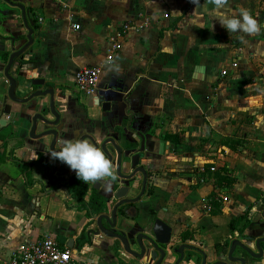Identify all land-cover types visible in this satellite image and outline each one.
I'll return each mask as SVG.
<instances>
[{"label":"crops","instance_id":"0c3cea01","mask_svg":"<svg viewBox=\"0 0 264 264\" xmlns=\"http://www.w3.org/2000/svg\"><path fill=\"white\" fill-rule=\"evenodd\" d=\"M12 1L26 4L35 15L28 19L37 22L32 45L14 61L10 74L19 88L27 80H44L56 99L64 98L68 133L101 137L107 131L124 147L116 130L124 125L127 111L140 116L135 126L146 139L148 157L141 164L149 173L150 192L138 203L135 220L119 217L120 230L143 228L152 220L151 212L156 213L173 228V244L193 248L185 252L192 261L181 264L205 259L212 264L233 241L263 234L264 119L257 116H264V27L253 35L228 33L205 11L212 8L209 0L199 5L192 0ZM242 9L264 25V0H228L227 11L238 15ZM125 22L132 29L120 38L122 49L105 65L100 80L103 103L98 98L83 103L75 96L77 72L106 62ZM27 35L21 10L0 0V134L8 143L0 164V262L23 244L50 236L63 247L73 240L84 264H146L115 239L93 233L95 225L87 226L90 217L71 196L39 198L36 182L44 169L36 149L41 142L29 139L23 107L6 99L9 84L1 74L11 54L27 43ZM258 97L259 106L253 105ZM104 103L110 104L109 111L103 110ZM23 166L31 167L32 187ZM200 167L206 172L200 173ZM212 167L216 171H210ZM222 169L234 179L229 187L220 185L215 175ZM66 172L75 175L74 170ZM86 186V201L93 191L111 195L106 178ZM208 200L220 204L217 213ZM84 230L91 243L81 247L78 239ZM185 232L192 239L183 241ZM217 244L226 246L218 252ZM132 250L138 251L135 246ZM169 258V264H175L178 256Z\"/></svg>","mask_w":264,"mask_h":264},{"label":"water","instance_id":"95a60500","mask_svg":"<svg viewBox=\"0 0 264 264\" xmlns=\"http://www.w3.org/2000/svg\"><path fill=\"white\" fill-rule=\"evenodd\" d=\"M3 1L21 10L24 24L28 30L27 43L11 54L1 74H3L9 84L6 99L23 107L27 127H29V139L41 142L40 144L44 145V147L48 146L51 141L49 151L56 150V146L61 147L66 139H88L104 152L111 163L113 159L115 160L117 178L110 181L111 195L108 197V203L115 201L116 204L110 214H101L98 217L91 215L92 220H96L97 232L95 234H102L109 239H115L122 244L127 254L140 260H146V264L150 262L154 264H169V254L178 256L175 264L191 262L192 257L187 258L185 252L191 251L193 248L188 244H173V228L157 217L156 213L151 212L153 218L143 228L137 225L135 227L124 226V230L119 229V217L124 218V220H135L137 218V205L143 193L138 196L136 194L133 195L134 184H136L139 176L144 178L145 182L148 178V171L141 164L148 157L146 139L141 129L135 126L140 116L127 111L123 118L124 125H121V128L116 130L118 137L125 142L124 147L117 144L115 136L109 137L107 131L101 137L94 135V133L81 135L68 133L63 114L67 108L65 104L64 107L61 105V101H63L61 99L64 98L56 99L54 88L46 87L44 80H27L23 88H19L16 78L10 74L14 61L21 57L25 49L33 43L32 27H34L35 22L32 19H28L31 16L28 14V6L26 4L12 0ZM17 93H20L23 97H17ZM97 98L100 103H103L104 97L99 95V93H97ZM103 105L104 111L110 110V104L104 103ZM60 106L63 108L60 109ZM113 152H115L116 158ZM64 191L68 194L66 187ZM123 206H127V208L119 211ZM135 228L141 230L136 231ZM260 228L263 234L259 232L258 234L247 236L244 241H233L229 250H225L219 256V259L212 264H264V208ZM252 244L256 252L253 251ZM132 246L137 247L138 251L132 250ZM73 247L74 241L71 240L68 248L73 249ZM237 250L240 252L235 256ZM201 264H207L206 259Z\"/></svg>","mask_w":264,"mask_h":264},{"label":"clouds","instance_id":"9594fccd","mask_svg":"<svg viewBox=\"0 0 264 264\" xmlns=\"http://www.w3.org/2000/svg\"><path fill=\"white\" fill-rule=\"evenodd\" d=\"M212 8L205 9L210 17L226 29L228 33H246L253 35L260 31L261 25L247 10H240L238 15L226 10L228 0H209ZM194 5H199L200 0H192ZM258 98L252 100V104L258 105ZM257 119H264V116H257ZM50 157L66 164L70 170H74L79 180L98 181L108 178V181L115 179V168L111 161L105 156L99 147L88 139H66L60 149L49 152Z\"/></svg>","mask_w":264,"mask_h":264},{"label":"built area","instance_id":"2783aa9c","mask_svg":"<svg viewBox=\"0 0 264 264\" xmlns=\"http://www.w3.org/2000/svg\"><path fill=\"white\" fill-rule=\"evenodd\" d=\"M143 26H138L142 29ZM73 29L78 30L79 25L74 24ZM132 25L129 22L123 23L118 35L111 42L109 54L106 57L104 64L84 67L77 72L75 76L76 93L85 98H97L100 80L102 78L104 67L110 64L115 54L122 49L120 38L130 32ZM233 68H237V62L232 64ZM264 73V72H263ZM223 75L227 72L223 71ZM210 171H216L212 167ZM200 173H205L206 169L199 168ZM207 211H210V206H206ZM79 251L68 247H62L55 238L44 236L32 242H27L19 247L8 259L3 260L0 264H84L79 259Z\"/></svg>","mask_w":264,"mask_h":264},{"label":"flooded vegetation","instance_id":"af4514ba","mask_svg":"<svg viewBox=\"0 0 264 264\" xmlns=\"http://www.w3.org/2000/svg\"><path fill=\"white\" fill-rule=\"evenodd\" d=\"M75 96L78 100L79 99L82 101L84 100L83 103H88V102H92L93 100L94 101L96 100V98H85L78 93H76ZM82 111H84V112L86 111L85 107H82ZM50 143H51V141L49 142L48 146L43 147L40 145L39 149H36L38 162L41 165V167L44 169L43 174H42V180H39L36 182V184L38 186L37 194L39 195L40 199L44 198L46 196H52V195H56L59 193H63L65 196H68V194H69V196H71L69 193V189H68L69 188L68 183H69L70 178H72L73 176H69L68 172H66V170L69 169V167L66 164L60 162L59 160H56V159L50 157V154H49ZM55 148H56V150H59L60 146H56ZM113 154L116 158L115 152H113ZM113 163H114L115 168H116V164H115L114 159H113L112 164ZM53 167H58L60 169L59 173H56V174L51 173L50 170H52ZM22 169H23L22 170L23 174L26 178H34L32 176V171H31L30 166H25V167L23 166ZM28 175H29V177H28ZM115 178H117L116 175H115ZM138 179H139V181H137ZM138 179L136 180V182L138 184L136 196L141 195L143 193V196L141 198V200H142L150 192L149 191V188H150V186H149V183H150L149 173H148V178H147L146 182L144 181V178H138ZM106 182L108 184H110V181H108V178H106ZM65 187L68 190V194L64 191ZM104 197L107 198L106 199V206L108 208L107 211H109L108 213L110 214L114 205L116 204V202L113 201L112 203H108V197L107 196H104ZM124 208H127V206L121 207L119 209V211L123 210ZM86 213L88 214L87 211H86ZM92 225H95V227H96V220H92V218L90 217V222L87 224V226L90 227ZM94 230H92L93 233L97 232V227ZM180 238H181V236H180Z\"/></svg>","mask_w":264,"mask_h":264},{"label":"trees","instance_id":"16d2710c","mask_svg":"<svg viewBox=\"0 0 264 264\" xmlns=\"http://www.w3.org/2000/svg\"><path fill=\"white\" fill-rule=\"evenodd\" d=\"M28 14L29 16H35L30 8H28ZM33 18V17H32ZM35 23L37 22L36 18H34ZM22 65V63H19V66ZM7 127H5L6 129ZM1 133V132H0ZM0 164L4 163L5 161V156L4 153L1 152L3 149L7 148V136L1 135L0 134ZM14 152V149L11 150V153ZM13 162L16 163L15 157L12 158ZM17 165V164H16ZM210 170V169H209ZM216 177L218 178V182L220 185H224L226 187H229L233 184L234 179L230 178L227 175V170L222 169L220 172H217ZM29 177V175H28ZM28 179V186L32 187L35 183V181L32 178H27ZM68 189L69 193L72 197L73 200H75L78 203V209L80 211H87L88 212V217H91V215H99L102 214L103 212L107 211L108 208L106 206V198L101 195L97 194L95 191L92 192L89 201H86L85 198L88 193V188L86 186V182L79 180L76 175H74L72 178H70L69 183H68ZM206 203H209L211 205V208L217 213L220 210V204L212 200L211 203L210 201H206ZM233 226V224H232ZM192 235L188 234L187 232L181 234V238L183 241H187L192 239ZM78 243L80 244L81 247H83L85 244H90L91 243V237L88 233L85 232V230L82 232L81 236L78 239ZM227 244V243H226ZM226 244H217L216 249L218 252H221L224 250ZM63 247V246H62Z\"/></svg>","mask_w":264,"mask_h":264},{"label":"rangeland","instance_id":"374dc122","mask_svg":"<svg viewBox=\"0 0 264 264\" xmlns=\"http://www.w3.org/2000/svg\"><path fill=\"white\" fill-rule=\"evenodd\" d=\"M35 190H37V188H35Z\"/></svg>","mask_w":264,"mask_h":264}]
</instances>
